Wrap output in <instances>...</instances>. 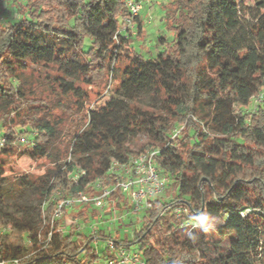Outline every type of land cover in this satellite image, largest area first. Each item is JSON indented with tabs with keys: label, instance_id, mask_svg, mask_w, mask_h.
Segmentation results:
<instances>
[{
	"label": "trees",
	"instance_id": "trees-1",
	"mask_svg": "<svg viewBox=\"0 0 264 264\" xmlns=\"http://www.w3.org/2000/svg\"><path fill=\"white\" fill-rule=\"evenodd\" d=\"M13 1L19 20L0 22V129L7 135L0 256L34 251L20 264L97 261L93 236L59 231V221L42 247L53 210L78 192L100 194L91 184L98 177L102 189L111 186L110 162L139 153L128 143L143 136L140 152L161 148L157 162L170 187L144 212L132 241L108 238L138 245L145 264H264V0H165L172 40L153 58L131 49L142 39L140 24L135 36L114 39L125 0ZM119 69L114 95L87 109V88L105 87ZM259 92L255 108L236 111ZM176 126L178 136L164 147ZM17 136L30 142L19 147ZM17 155L52 165L41 175L4 176ZM75 168L83 172L77 181L68 176ZM108 203L121 210L127 201L116 188ZM76 206L81 219L97 215L90 203ZM168 206L185 207L199 228L186 237L175 215H159Z\"/></svg>",
	"mask_w": 264,
	"mask_h": 264
},
{
	"label": "built area",
	"instance_id": "built-area-1",
	"mask_svg": "<svg viewBox=\"0 0 264 264\" xmlns=\"http://www.w3.org/2000/svg\"><path fill=\"white\" fill-rule=\"evenodd\" d=\"M154 0H125V7L127 9V15L120 20L119 28L114 39L117 40V35H121L124 38L133 37L137 33V18L139 17L140 11L143 5L150 4ZM254 104L252 108L258 105L263 94L261 92L255 94L253 97ZM180 127L176 126L172 128L169 139L165 143L164 147L167 145H172L174 139L178 136ZM34 134V133H32ZM14 142L18 143H29L30 140L26 136H17ZM7 143V135L4 132H0V149L3 148ZM161 151L160 147H151L145 151H141L136 155H133L128 160L119 161L113 160L109 164L108 173L113 177L114 183L106 189H102V177L96 178L92 183L95 189H100L101 193L95 196H88L85 193L78 192L77 198H65L60 200L55 206L51 219H50V230L48 232L47 238L43 241V246L46 247L51 240L53 226L56 221H60V218L64 215V211L67 208H71L76 205H81L84 203H90V205L96 207V209L102 212L106 207L110 205L108 203L109 194L116 188L120 190L121 195L126 199L127 203L132 206V211L135 213L144 212L154 206V201L161 198L170 184V178L168 174L164 173L158 165L157 156ZM79 174H83L79 171ZM77 181V180H74ZM91 183V184H92ZM59 197V193H55V199ZM110 210L115 216L116 211L113 205H110ZM246 209L240 212V215H244L248 212ZM170 211L175 215L178 230L182 231L187 237L194 230L199 228L198 223L192 219L187 212V209L183 206H168L162 209L159 215H164ZM142 217V216H141ZM99 219L102 218L101 214L98 216ZM117 219L118 217L115 216ZM81 221V220H80ZM79 220L75 217L71 221V225H75V230H79ZM89 232L93 236L95 245L98 240H104L105 246L102 253L103 260L98 264H145L142 256L141 248L137 246H117L116 241L113 238H99L96 235L95 225ZM59 231L63 229L58 228ZM8 231V227L3 228L2 232ZM67 232V231H66ZM26 246L30 247V241L27 239L25 241ZM95 253L97 248L94 249ZM34 253V251L26 252L21 257L17 258H5L0 256V264H20L24 258H29ZM96 262V261H95ZM95 262L91 263L94 264Z\"/></svg>",
	"mask_w": 264,
	"mask_h": 264
},
{
	"label": "rangeland",
	"instance_id": "rangeland-1",
	"mask_svg": "<svg viewBox=\"0 0 264 264\" xmlns=\"http://www.w3.org/2000/svg\"><path fill=\"white\" fill-rule=\"evenodd\" d=\"M18 3H24L25 0H16ZM0 22L3 25L12 23L14 21L19 20V13H18V6L15 1L12 2V0H0ZM164 3L165 0H163L161 4V9H164ZM247 5H250V1H247ZM164 11V10H163ZM141 16L143 17V23L146 29V36H144L142 39H135L131 43V49L134 50L136 53L141 54L144 58H153L158 55L160 51L163 50V46L161 43H169L172 40V35L167 31L166 29H163L160 31L158 37L156 38L157 31L159 29H162L157 26L164 27V12L161 10L156 15H150L146 12V10L142 11ZM155 28V29H154ZM157 29V31H156ZM137 33V32H136ZM162 38V42L159 43V39ZM89 45V41L86 42L84 49ZM120 69L116 73H113L110 75L108 83L105 87L97 89L96 87H86L89 92V100L86 105V108L94 107L96 105H100L104 103L107 99H109L112 95H114L116 88L118 87L119 81H120ZM254 104V99L251 98L249 104L246 107H237L236 111H242L246 112L252 109ZM2 130L0 129V132ZM28 135V133H27ZM27 137V136H26ZM146 142V139L141 136L136 139L131 140L128 145L129 147L136 151L140 152L141 146ZM19 147L22 145H25L24 143H18ZM73 160V157L67 158L65 161ZM52 164L49 163L45 159H40L38 161H32L27 155H21V156H15L12 158V163L10 168L5 172L4 176L6 177H12V176H18L25 173H31L33 175H41L44 173L47 167H50ZM79 168H75L74 172L68 174L69 177H71L73 180L78 179L79 175ZM93 185V183H92ZM170 187V184H169ZM167 198L171 201L172 197H170L167 194ZM109 207H106L102 212L98 211L96 207L90 205L89 211L96 210L97 215L96 216H90L87 215L85 219H81L77 216V210L81 206H73L71 208H67L64 211V215L60 218V228L63 229L64 233L66 231H71L73 233H82L83 235H89V232L93 228L92 226L95 225L94 229L96 231L102 230L103 237H108L117 235L120 238H127L128 241H132L133 238V230L135 228H138L141 224V213H135L132 211V206L128 203L123 206L121 210H118L115 208L116 214L118 218L116 219L115 216L112 213V209L110 210ZM101 214L102 218L99 219L98 216ZM77 218L79 220V230H75V225L73 226V229H70L71 221L74 218ZM81 220V221H80ZM100 238V237H99ZM103 239V238H102ZM227 238L223 239L220 242L221 246L227 245ZM104 240H98L97 244L95 245L94 240L91 241L90 247L95 249L97 248V252L100 254V258L94 263L98 264L102 262L103 257L102 253L104 251ZM130 246H137L135 244H131Z\"/></svg>",
	"mask_w": 264,
	"mask_h": 264
},
{
	"label": "crops",
	"instance_id": "crops-1",
	"mask_svg": "<svg viewBox=\"0 0 264 264\" xmlns=\"http://www.w3.org/2000/svg\"><path fill=\"white\" fill-rule=\"evenodd\" d=\"M163 0H154L152 3H150V4H144L143 5V8H142V10L140 11V13L144 10H146V12L147 13H149L150 15H157L158 14V12L161 10L162 12H164L162 9H161V7L163 6H161V2H162ZM143 17L141 16V14H139V17H138V20H137V27H138V25L140 24V27H141V32H142V38L144 37V36H146V29H145V26H144V23H143V19H142ZM158 27H160V28H162V29H159L158 31H157V29H158ZM157 29H156V31H157V35H156V38L158 37V35H159V33H160V31H162L163 29H165V26L164 27H161V26H157L156 27ZM155 29V28H154ZM137 32H138V28H137ZM170 33V32H169ZM171 35H172V33H171ZM145 38V37H144ZM160 42H162V38H160L159 39V43ZM162 44V43H161ZM165 45V43H163L162 44V46H164Z\"/></svg>",
	"mask_w": 264,
	"mask_h": 264
}]
</instances>
